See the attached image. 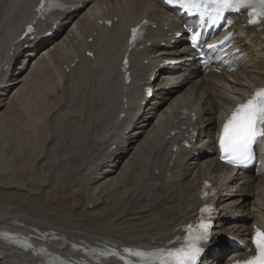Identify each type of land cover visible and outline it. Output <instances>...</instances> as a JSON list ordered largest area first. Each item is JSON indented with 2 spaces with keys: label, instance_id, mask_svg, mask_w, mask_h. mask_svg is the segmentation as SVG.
I'll use <instances>...</instances> for the list:
<instances>
[{
  "label": "bare ground",
  "instance_id": "obj_1",
  "mask_svg": "<svg viewBox=\"0 0 264 264\" xmlns=\"http://www.w3.org/2000/svg\"><path fill=\"white\" fill-rule=\"evenodd\" d=\"M38 1L29 0L12 20L11 11L20 0H0V110L4 107L0 121L8 115L16 121L21 114L24 119L29 116L26 136L34 137L35 144L29 142L33 151L39 152L41 141L51 140L44 164L52 175L48 179L35 172L31 178L36 170L32 168L21 183L0 190V264H124L130 255L125 249L172 247L180 240L181 225L194 217L203 181L212 184L207 201L214 208L215 225L202 264H222L230 256L242 255L229 244L232 239H222L220 229L232 224L230 238L247 241L252 226L261 222L260 207L254 202L246 205L247 198L255 189V200L264 201V172L258 177L234 171L232 176L222 175L230 169L216 161L211 130L243 94L264 85V22L251 25L247 9L230 16L231 50L238 54L225 51L223 62L214 67L234 63L238 73L218 75L211 66L205 69L208 73L200 69L193 56L173 69L160 67L180 59L186 48H181L185 41L181 19L155 0H64L58 11L32 19L35 33L19 41L30 20V6ZM107 21L111 26L105 25ZM143 22L142 40L129 53L131 82L126 85L120 77L125 34ZM72 23L75 28L60 39ZM55 50H62L59 57ZM19 56L20 63L14 66ZM249 62L254 67L244 69ZM238 75L256 78L251 88L238 85L243 87L241 94L233 93L237 89L229 83V79L240 83ZM186 84L197 88L198 107L183 104L186 92L181 90ZM31 85L37 89L26 100L37 98L38 105L29 102L20 112L15 105ZM146 87L155 89L154 98L142 105ZM166 102L170 112L159 113ZM24 111L31 114L24 117ZM155 119L151 131H146ZM16 121L8 122H21ZM44 121L51 123L52 131L49 126L38 130ZM259 149L262 161L264 144ZM6 154L0 149V157ZM7 160L0 168L10 165ZM242 208L247 212L244 220L238 216Z\"/></svg>",
  "mask_w": 264,
  "mask_h": 264
},
{
  "label": "snow or ice",
  "instance_id": "obj_2",
  "mask_svg": "<svg viewBox=\"0 0 264 264\" xmlns=\"http://www.w3.org/2000/svg\"><path fill=\"white\" fill-rule=\"evenodd\" d=\"M169 4H179L186 10H195L201 20L216 24L227 11H241L248 9L250 23H257V17H264V0H167ZM55 6H61L59 4ZM44 0H41V9ZM31 30V28L29 29ZM133 40L136 37V29L132 30ZM194 48L197 43H192ZM215 47L209 45V48ZM126 63V62H125ZM257 137H264V88L257 90L244 103L239 104L225 121L219 137L221 159L231 164L244 163L251 159L252 145ZM201 232L198 236L191 234V226H188L189 235L187 242L178 248L157 249L154 251H142L125 249L132 257L139 258L141 264H196L201 252L197 241L207 238L208 225L201 223ZM256 254L245 261H237L236 264H264V231L257 228L251 237ZM115 254V253H114Z\"/></svg>",
  "mask_w": 264,
  "mask_h": 264
},
{
  "label": "rangeland",
  "instance_id": "obj_3",
  "mask_svg": "<svg viewBox=\"0 0 264 264\" xmlns=\"http://www.w3.org/2000/svg\"><path fill=\"white\" fill-rule=\"evenodd\" d=\"M29 0H20V2L15 6V8L11 11V14H10V17L12 18V20L15 18V16L16 15H18V13L20 12V9H21V7L25 4V3H27ZM85 10H83V12H84ZM75 24H76V21L74 22ZM74 23H72L71 25H68V27H67V29L65 30V32L62 34V36H61V38L60 39H62L65 35H66V33L71 29V30H73L74 28H75V24ZM58 24V22L56 23V25ZM55 27V26H54ZM53 27V29H55ZM50 34L49 33H47L46 35H45V37H48ZM183 46V45H182ZM56 52H55V56L56 57H59L60 56V54H61V51L62 50H55ZM57 54L59 55V56H57ZM21 56H19L16 60H14V66H18V63H20V61L18 62V60H21ZM244 69H250L251 67H254L253 65H252V62H249V63H247V65H243L242 66ZM233 72V71H232ZM235 72H237L238 73V70H235ZM66 73H67V70H66ZM231 73V72H230ZM259 73H261V72H258V71H256V74H258L259 75ZM218 75H220V74H218ZM238 78H239V80H241V81H239L240 83H236V82H234V81H232V80H230L229 79V83L231 84V87H233L234 89H237L236 91H234L233 93H236V94H238V93H240L241 94V91L243 90V87H240V86H238V85H243L245 88H251L252 87V85H253V83L256 81V78H250V76L248 75V78H243V77H241V76H239L238 75ZM192 82V81H191ZM32 86V87H31ZM30 87H29V90L28 91H31L30 90V88H36L35 87V85H31ZM34 86V87H33ZM37 86V85H36ZM37 89V88H36ZM35 89V90H36ZM26 92V96L28 97H24L23 98V96H21L22 97V99H21V97L19 98V102H17V104L18 105H20L19 107H18V105L16 104L15 106H17L16 107V109L19 111V109H20V112H21V110H23L22 109V107L23 108H28V105L30 106V104H31V106H32V102H34L37 98H35V100H34V98H33V100H32V102H30V100L29 101H27L28 99H30V97L28 96L30 93H31V95L35 92L34 91V89H33V91H31V92ZM186 92V94L184 95V101H183V104H187V106L189 107V106H191V105H196L197 107L200 105V102H198L196 99V95H197V88H195L193 85H191V84H186L184 87H183V89L181 90V92ZM28 93V94H27ZM11 97V94L8 96V98H10ZM230 97H234V95H230ZM8 98H7V100H8ZM154 98V97H153ZM23 99H27L25 102H24V100ZM7 100L6 101H4L3 102V104H6L7 103ZM23 101V102H22ZM22 102V103H21ZM27 102V103H26ZM29 102H30V104H29ZM23 103H25V105L26 106H23L22 104ZM35 103L38 105V101H35ZM168 102H166L165 104H163L160 108H159V110H158V112L159 113H165V112H170L169 110H168V108H169V105L167 104ZM171 106V105H170ZM34 109V108H33ZM35 109H37V110H35L36 112H38L39 111V108H36L35 107ZM32 110V109H31ZM30 110V112H32ZM2 112H4V107L3 108H1V110H0V113H2ZM29 111L28 112H26L25 113V111H24V117H25V115H30L31 113H30ZM8 116H10V117H7V118H5L4 119V122L3 121H0V124H1V126H0V149L2 150V151H4L5 152V154H6V152H7V154L6 155H8V156H6V155H4V157L2 158V157H0L1 159H0V166L2 165V164H4L5 163V161H6V159H8L7 160V162H10V165H7L6 164V168L5 167H1L0 168V176L2 175V177H0V190H2L3 188H6L9 184H15V183H21V179L20 178H22L23 176L26 178V177H28V176H30V174H32V171H29V170H32V168H33V171H34V173L35 172H37L38 173V175L35 173V174H33V175H31L32 177L31 178H33L34 176H50L51 177V172H49V171H51V169H47V164H46V166H45V162L47 163L48 161H46L47 160V157H48V152H49V146H50V142H51V140H50V138L47 140V141H41L40 142V144H39V148H40V150H39V152L38 153H35L34 151H33V149H36L33 145L35 144V141H34V137H31V136H26V132L27 131H29L30 132V130L29 129H27V128H29V127H25V126H27V119H29V116H28V118L26 117L25 119L27 120V121H25V119L24 118H22L23 116H22V114L19 116L20 117V119L18 118V120L16 121L15 119V117H13L12 115H8ZM10 118H14V119H10ZM164 118V117H163ZM16 121L17 123H18V121L19 120H21V122L20 123H18V124H15V122H14V124L11 122H8V121ZM10 124H8L7 125V122ZM4 124H3V123ZM23 122H25L26 124L24 125V123ZM44 122H46V123H44ZM43 122V124L41 123L39 126L40 127H38V130H40V131H42L43 129H47L48 128V126H49V129L52 131V125H51V123L49 122H47V121H44ZM21 123H23L22 125H21ZM156 123V119L155 120H152V122H151V125H149L147 128H145V130L146 131H151V128L153 127V125ZM6 124V125H5ZM49 124V125H48ZM5 127H4V126ZM21 125V126H20ZM14 126V127H13ZM17 126H19V127H17ZM2 127V128H1ZM14 128V129H12V128ZM15 127H17V128H15ZM21 128V129H20ZM12 129V130H11ZM23 129V130H22ZM19 130H21V132H19ZM12 131V132H11ZM15 131H17V132H15ZM9 132H11V133H9ZM214 132V128L211 130V133H213ZM16 133V134H15ZM11 134H14V136H12ZM17 134H19V136H17ZM25 134V135H24ZM9 137H8V136ZM10 135H11V137H10ZM16 136V137H15ZM22 136V137H21ZM150 136V135H149ZM9 138V141H8V138ZM12 137H15L13 140H12ZM26 137V138H25ZM151 137V136H150ZM10 138H11V140L12 141H14V142H10ZM17 138V139H16ZM19 138H22L21 139V141L23 142L24 140V142H23V145H22V142H19V143H21V144H18V141H19ZM31 138V139H30ZM30 139V140H29ZM16 140V141H15ZM29 140V141H28ZM7 141H8V143H7ZM28 141V142H27ZM49 141V142H48ZM17 142V143H16ZM29 142H30V144L32 143L33 145H30L29 144ZM15 143H16V145H15ZM27 143V144H26ZM43 143V146H41V144ZM48 143V144H47ZM9 144V145H8ZM14 145V147L15 148H13L12 147V145ZM24 146H25V148H24ZM29 146H30V148H29ZM2 147V148H1ZM5 147V148H4ZM8 147V149H6ZM12 149H10V148ZM17 147V148H16ZM19 147H21V148H19ZM6 149V150H5ZM16 149H17V151H16ZM28 149V150H27ZM44 150V151H43ZM47 150V151H46ZM23 151H25V152H23ZM42 151V152H41ZM47 153H46V152ZM52 152H51V154H53V150H51ZM46 153V154H44V153ZM9 153H10V155H12L13 157H14V160H13V157H11L10 155H9ZM25 153V154H24ZM17 154V155H16ZM20 154V155H19ZM23 154V155H22ZM41 154V156H39ZM22 155V156H21ZM31 156V157H33L32 158V160H31V157L29 158V156ZM34 155H37V157L36 156H34ZM15 156H17L16 157V159H15ZM21 157V159H19L18 157ZM28 156V158H26ZM47 156V157H46ZM9 157V158H8ZM23 157H25L24 159L26 160L24 163H23V161L22 160H24L23 159ZM39 157H41V159H37V158H39ZM18 158V159H17ZM35 158V159H34ZM3 159H5V160H3ZM12 161V163H11V161ZM27 159H28V161H29V163L30 164H28V161H27ZM19 160V161H18ZM31 160V161H30ZM34 160V162H35V164H34V162H32ZM36 160H37V163L38 162H40V165H39V163H38V165H37V163H36ZM40 160H42V161H40ZM14 161V162H13ZM21 161V162H20ZM22 164L21 165V168H20V163ZM43 162V163H42ZM125 162V161H124ZM14 163H17L16 165L14 164ZM186 163V162H185ZM12 164V165H11ZM28 165V167L29 168H27V165ZM42 164H44V166L42 167ZM15 165V166H14ZM37 165V166H36ZM187 165H188V167L189 168H191L193 165H191L188 161H187ZM7 166H9V167H7ZM22 166H24V167H22ZM18 167V168H17ZM26 167V169L24 170V168ZM39 167H41V168H39ZM31 168V169H30ZM35 168V169H34ZM39 168V169H38ZM4 169V170H3ZM9 169V170H8ZM17 171H16V170ZM42 169V170H41ZM12 170H13V173H12ZM23 170V171H22ZM40 172H38V171ZM2 171H5L6 173H7V175L6 174H4L5 172H3L2 173ZM20 171H22V173L20 172ZM195 171H198V169L197 170H195ZM200 171V170H199ZM29 172V173H28ZM31 172V173H30ZM154 173H157V170H154L153 171ZM18 173V175H16ZM41 173H42V175H41ZM44 173V174H43ZM194 173V172H193ZM193 173H191L190 174V176H187V179H186V181L187 182H189L191 179H192V176H193ZM223 175L225 174V173H222ZM7 177H6V176ZM10 175H11V177L13 178H11L10 177ZM222 176V175H221ZM19 177V178H18ZM50 177H48V179L50 178ZM2 178V179H1ZM8 181V182H7ZM3 186V187H2ZM254 193H255V189H252V190H250L249 191V197L247 198V203H246V205H248L249 207H252V203L254 202V204L255 205H258L259 206V204H260V202L259 201H257V200H255V198H254ZM244 211H242V210H240V212L238 213V216L241 218V220H244L245 219V216H246V214H247V212L245 211V208H242ZM242 212V213H241ZM243 214V215H242ZM232 224H230V225H228V224H224L223 225V227L220 229V230H222L223 231V233H222V239H224L225 237H227V236H230L231 234L228 232V230H229V228L230 227H228V226H231Z\"/></svg>",
  "mask_w": 264,
  "mask_h": 264
}]
</instances>
